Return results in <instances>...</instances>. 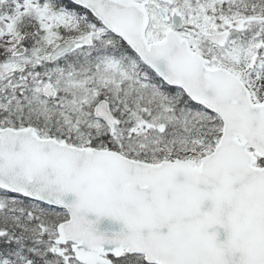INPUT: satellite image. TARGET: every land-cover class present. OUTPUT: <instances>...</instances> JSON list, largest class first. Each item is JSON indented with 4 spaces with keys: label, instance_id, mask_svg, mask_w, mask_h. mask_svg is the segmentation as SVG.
Returning <instances> with one entry per match:
<instances>
[{
    "label": "snow or ice",
    "instance_id": "6c2138e0",
    "mask_svg": "<svg viewBox=\"0 0 264 264\" xmlns=\"http://www.w3.org/2000/svg\"><path fill=\"white\" fill-rule=\"evenodd\" d=\"M0 264H264V0H0Z\"/></svg>",
    "mask_w": 264,
    "mask_h": 264
}]
</instances>
